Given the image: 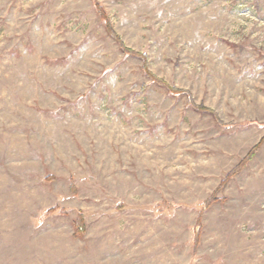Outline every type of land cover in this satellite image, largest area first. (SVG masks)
I'll list each match as a JSON object with an SVG mask.
<instances>
[{
	"label": "rangeland",
	"instance_id": "obj_1",
	"mask_svg": "<svg viewBox=\"0 0 264 264\" xmlns=\"http://www.w3.org/2000/svg\"><path fill=\"white\" fill-rule=\"evenodd\" d=\"M0 264H264V0H0Z\"/></svg>",
	"mask_w": 264,
	"mask_h": 264
},
{
	"label": "trees",
	"instance_id": "obj_2",
	"mask_svg": "<svg viewBox=\"0 0 264 264\" xmlns=\"http://www.w3.org/2000/svg\"><path fill=\"white\" fill-rule=\"evenodd\" d=\"M95 10L96 12L99 14V16L101 17V19L103 20V24L105 27L106 32L109 34V36H111L115 42L118 44L119 49L124 52L125 54L134 56L138 59H140L143 63V71H144V75L146 77H148L149 79H151L153 82H155L156 84H158L159 86H163L165 87L167 90L169 91H173L175 92L176 89H174L172 86H170L168 83H166L165 81H163L162 79H160L159 77L155 76L151 70L148 69V61H147V57L145 53H139L137 51H133L132 49H130L128 46L125 45V43L122 41V39L118 36V34L115 32V30L113 29L110 21L108 20L107 15L105 14L104 10L102 9V6L99 3L95 2ZM192 107H194L195 109L199 110V111H204L207 113L212 114L213 116L215 115V112L211 109H206L203 108L201 105H195L194 103L191 104ZM257 146V145H256ZM255 149V147L252 149V151ZM252 151L249 152V154L247 155L246 158H244V160H248L251 158V154ZM242 160V161H244ZM207 203V202H206ZM82 213H80L79 217L75 219L74 221V235L77 237H80L83 235V231H84V227H82ZM198 231L196 230V236H197ZM197 240V238H196ZM195 240V241H196Z\"/></svg>",
	"mask_w": 264,
	"mask_h": 264
}]
</instances>
